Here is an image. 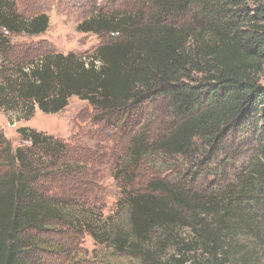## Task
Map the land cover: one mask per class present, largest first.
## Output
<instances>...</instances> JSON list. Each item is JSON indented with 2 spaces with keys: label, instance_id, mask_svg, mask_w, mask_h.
<instances>
[{
  "label": "trees",
  "instance_id": "1",
  "mask_svg": "<svg viewBox=\"0 0 264 264\" xmlns=\"http://www.w3.org/2000/svg\"><path fill=\"white\" fill-rule=\"evenodd\" d=\"M113 1L77 26L104 37L86 58L20 55L10 35L44 33L50 17L0 0V110L30 119L78 96L94 122L129 136L115 173L126 225L100 234L87 213L98 242L143 264H264V0ZM18 131L29 144L0 160V264H30V233L76 226L90 198L81 189L75 204L42 182L50 166L55 178L87 174L68 142ZM142 166L153 177L128 189Z\"/></svg>",
  "mask_w": 264,
  "mask_h": 264
},
{
  "label": "rangeland",
  "instance_id": "2",
  "mask_svg": "<svg viewBox=\"0 0 264 264\" xmlns=\"http://www.w3.org/2000/svg\"><path fill=\"white\" fill-rule=\"evenodd\" d=\"M12 1L16 2L18 11L24 16L47 13L50 17V26L44 33L33 36L10 35L12 43L21 48L20 55L26 47H31V53L76 52L89 58L104 39L99 34L77 29L79 23L90 16L95 3H101V0ZM108 1L103 0L102 4L106 6ZM135 1L137 0L113 2H116V7H126L127 3ZM1 59L0 57V62ZM261 83L264 84V73ZM97 114L93 105L78 96H72L68 106L58 113L48 114L37 109L30 119L20 118L12 111L0 110L1 162L5 161L3 157L8 151L14 152L18 147L29 144L18 131L21 127H28L68 142L70 156L75 161L81 157L78 161L80 163L68 162L75 163V168L81 167L89 177L86 179L87 174L84 173L85 176L77 177L76 174L55 178L51 174L53 166L47 168L49 171L46 173L50 174L42 182L51 192L64 197L73 195V203L78 204L80 200L77 196L82 192L81 189L89 188L86 193H89L90 198L88 208L80 209L81 222H77L76 226L51 221L45 224V231L30 233L32 246L27 249L26 254L30 264H143L138 258L117 253L109 240L98 242L86 230L89 229L84 220L87 213L86 219L100 234L117 224L126 225L127 219L126 206L121 208L119 204L127 180L125 176L117 178L115 173L127 150L129 136L119 130L112 132L111 127L104 123L94 122ZM6 170L8 167L2 164L0 174ZM151 170L145 166L139 167L136 170L137 176L127 188L143 187L154 175ZM87 180L89 181L86 182Z\"/></svg>",
  "mask_w": 264,
  "mask_h": 264
}]
</instances>
